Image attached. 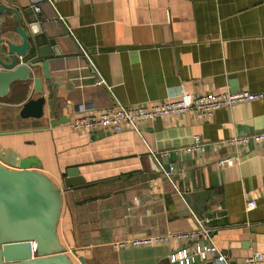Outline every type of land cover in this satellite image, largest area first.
<instances>
[{
	"label": "crops",
	"instance_id": "obj_1",
	"mask_svg": "<svg viewBox=\"0 0 264 264\" xmlns=\"http://www.w3.org/2000/svg\"><path fill=\"white\" fill-rule=\"evenodd\" d=\"M37 1L0 3L39 15L63 52L50 65L51 76L64 82L55 91L57 119L72 121L83 108L101 112L116 101L138 106L183 92L264 91V0H52L41 3V14L34 11ZM98 74L111 92L98 84ZM12 90L0 99V150L37 156L60 186L71 169L85 182L64 193L58 226L75 264L80 257L87 264H172L168 254L189 240L122 248L113 243L186 233L197 228V219L210 221L215 244L232 264H243L253 252L264 255V142L212 145L264 132V100L220 109L208 120L188 113L144 122L140 134L86 133L69 124L53 127L48 107L41 119H21L20 107L39 94L32 84L20 94ZM196 139L206 144L204 152L182 150ZM237 154L240 164L219 166ZM251 200L257 207L248 210Z\"/></svg>",
	"mask_w": 264,
	"mask_h": 264
},
{
	"label": "water",
	"instance_id": "obj_2",
	"mask_svg": "<svg viewBox=\"0 0 264 264\" xmlns=\"http://www.w3.org/2000/svg\"><path fill=\"white\" fill-rule=\"evenodd\" d=\"M63 56L39 15L0 3V99L12 89L23 93L29 84L39 94L20 107L21 119H41L48 107L53 127L71 121L68 116H54L60 106L55 91L64 82L51 76L50 65ZM149 160L154 171L161 172L152 155ZM67 175L60 186L43 172L37 156L24 157L12 148L0 150V264H75L60 240L58 226L64 193L85 182L77 178L76 169ZM79 261L87 264L84 257Z\"/></svg>",
	"mask_w": 264,
	"mask_h": 264
},
{
	"label": "built area",
	"instance_id": "obj_3",
	"mask_svg": "<svg viewBox=\"0 0 264 264\" xmlns=\"http://www.w3.org/2000/svg\"><path fill=\"white\" fill-rule=\"evenodd\" d=\"M52 0H38L34 6L37 14L42 13L41 3ZM58 19H64L58 15ZM87 56V55H86ZM88 57V56H87ZM89 60V58H88ZM98 84L105 86L109 92L112 91L105 80L98 74ZM264 100V91L252 93L247 90L240 92L220 93L215 95L190 94L181 93L176 99L152 103L150 105L125 106L116 101L113 107L97 112L93 109H81L80 117L70 121L68 124L73 131H84L93 133L102 129L110 133H120L122 131H132L140 134L141 123L155 122L158 119L167 116H183L192 113L200 120H208L212 118L216 111L220 109H232L238 104L248 103L252 101ZM251 141L256 143L264 142V132L253 135L234 136L229 139L220 140L212 143L217 149L227 147H247ZM206 144L199 139L182 150L187 153L204 152ZM167 152H163L160 156H167ZM156 157V155H154ZM157 158V157H156ZM241 163V156H228L219 160L220 167H231ZM174 169L171 167L169 171H164V176L170 178ZM257 207V203L251 200L247 205L248 210ZM209 220L197 219V228L179 234L154 235L144 238L126 239L113 243L115 248L129 246H150L159 243H166L172 239H187L190 245L183 246L168 254V260L172 264H232L228 254L222 251L214 242L213 236L215 228L209 226ZM264 255L260 252H253L250 257L246 258L243 264H259L263 261Z\"/></svg>",
	"mask_w": 264,
	"mask_h": 264
}]
</instances>
